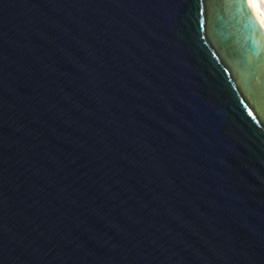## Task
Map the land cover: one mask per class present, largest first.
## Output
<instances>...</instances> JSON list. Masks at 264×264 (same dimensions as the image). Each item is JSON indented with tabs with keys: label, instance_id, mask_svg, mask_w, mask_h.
<instances>
[{
	"label": "water",
	"instance_id": "obj_1",
	"mask_svg": "<svg viewBox=\"0 0 264 264\" xmlns=\"http://www.w3.org/2000/svg\"><path fill=\"white\" fill-rule=\"evenodd\" d=\"M0 264H264L248 0H0Z\"/></svg>",
	"mask_w": 264,
	"mask_h": 264
},
{
	"label": "bare ground",
	"instance_id": "obj_2",
	"mask_svg": "<svg viewBox=\"0 0 264 264\" xmlns=\"http://www.w3.org/2000/svg\"><path fill=\"white\" fill-rule=\"evenodd\" d=\"M250 3L251 8L253 9L255 15L257 16L258 20L264 27V12L262 11V7L259 3V0H248Z\"/></svg>",
	"mask_w": 264,
	"mask_h": 264
},
{
	"label": "rangeland",
	"instance_id": "obj_3",
	"mask_svg": "<svg viewBox=\"0 0 264 264\" xmlns=\"http://www.w3.org/2000/svg\"><path fill=\"white\" fill-rule=\"evenodd\" d=\"M259 3L261 5V7H262V11L264 12V0H259Z\"/></svg>",
	"mask_w": 264,
	"mask_h": 264
}]
</instances>
